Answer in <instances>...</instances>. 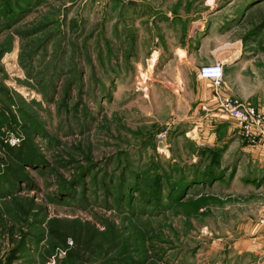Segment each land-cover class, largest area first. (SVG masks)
I'll use <instances>...</instances> for the list:
<instances>
[{"label":"rangeland","instance_id":"obj_1","mask_svg":"<svg viewBox=\"0 0 264 264\" xmlns=\"http://www.w3.org/2000/svg\"><path fill=\"white\" fill-rule=\"evenodd\" d=\"M216 63L264 112V0H0V111L40 149L18 179L0 159V264H264L260 152L212 81L214 110L186 111ZM52 219L94 230L91 254Z\"/></svg>","mask_w":264,"mask_h":264},{"label":"trees","instance_id":"obj_2","mask_svg":"<svg viewBox=\"0 0 264 264\" xmlns=\"http://www.w3.org/2000/svg\"><path fill=\"white\" fill-rule=\"evenodd\" d=\"M12 132L13 128L9 123V118L6 116V113L0 111L1 165L3 169H5V172L10 174L13 178L18 179L21 171L26 165H32L39 161L40 149L30 135H26L19 144L13 146L9 143L10 134ZM191 171H193L191 173L192 178H190L189 181V177L186 180V178H184L185 175L182 176L181 180L185 181L183 184H191V187L199 184L204 185L205 183L202 181L201 177L202 173H198L196 166H193V170ZM209 171L210 172L205 173V176H209L210 179L214 180L219 176L217 172L214 174L211 168ZM48 231L58 245L65 250L69 258L82 259L81 254H91L93 245L96 241L94 230L76 222L67 223L59 219H52L48 224ZM69 242H71V244Z\"/></svg>","mask_w":264,"mask_h":264},{"label":"built area","instance_id":"obj_3","mask_svg":"<svg viewBox=\"0 0 264 264\" xmlns=\"http://www.w3.org/2000/svg\"><path fill=\"white\" fill-rule=\"evenodd\" d=\"M199 77L214 83L219 98V108L233 120L241 134L252 147L264 145V112L257 107L225 96L219 92L224 77V64L205 65L199 70ZM264 223V220L263 222Z\"/></svg>","mask_w":264,"mask_h":264},{"label":"crops","instance_id":"obj_4","mask_svg":"<svg viewBox=\"0 0 264 264\" xmlns=\"http://www.w3.org/2000/svg\"><path fill=\"white\" fill-rule=\"evenodd\" d=\"M183 92L186 93V96L191 98V104H188L186 106V111L188 112H202L204 110H209L212 112L214 109V106L216 104V98L213 91V88L211 86V82L209 80H204L199 77V72L197 74V78L194 80H186L183 81ZM209 84H208V83ZM211 86L212 89L207 90L208 86ZM206 88V89H205ZM240 96V95H239ZM212 109V110H211ZM220 118V116H218ZM232 126L229 127V130H234L237 128L235 123L230 120L229 122ZM238 129V128H237ZM241 133V132H240ZM251 147V145H250ZM252 150H258L260 153L258 155V160L264 162V145L259 144L258 147H252ZM251 150V151H252ZM264 167V166H263ZM260 178L257 180V182L261 181L264 185V169L261 170Z\"/></svg>","mask_w":264,"mask_h":264}]
</instances>
